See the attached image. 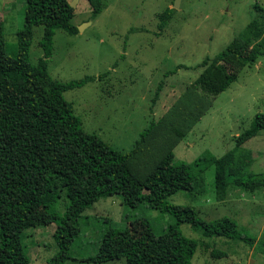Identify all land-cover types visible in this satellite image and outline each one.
<instances>
[{"label":"rangeland","instance_id":"rangeland-1","mask_svg":"<svg viewBox=\"0 0 264 264\" xmlns=\"http://www.w3.org/2000/svg\"><path fill=\"white\" fill-rule=\"evenodd\" d=\"M68 1H76L72 21L82 30L76 35L55 32L49 73L62 82L107 73L101 80L65 92L64 98L73 103L87 132L119 151L129 152L152 124L139 154L130 161L140 179L169 150L176 162L191 163L207 151L224 156L255 117L264 115V56L240 69L225 63L237 79L219 95L207 94L195 85L203 70L198 66L207 57H215L233 40L241 39L253 19L264 20V0H181L177 9L175 0H107L108 7L95 19H90L88 0ZM167 9L173 10L172 19L159 31V14ZM24 23L25 0H0V29L9 52H17ZM43 31L42 26L33 28L29 52L33 64L43 55L39 46ZM179 66L183 67L176 70ZM170 71L175 72L166 75ZM242 149L253 160L245 175L264 173V130ZM205 178L204 194L180 191L168 201L194 207L206 222L234 219L254 242L206 237L203 228L183 224L182 233L199 241L192 263L264 264V187L248 191L231 186L224 200H219L214 166L207 169ZM55 183L60 186L59 181ZM68 204L61 191L54 205L58 217L65 215ZM141 219L150 221L158 234L171 221L168 214L146 205L128 208L121 196L100 197L81 213L80 232L65 264H96L89 259L96 256L106 230L124 229ZM57 227L52 223L21 233L30 264H48L59 252L54 239ZM100 264H126V260Z\"/></svg>","mask_w":264,"mask_h":264},{"label":"trees","instance_id":"trees-1","mask_svg":"<svg viewBox=\"0 0 264 264\" xmlns=\"http://www.w3.org/2000/svg\"><path fill=\"white\" fill-rule=\"evenodd\" d=\"M88 2L90 19L108 7L107 0ZM172 15V9L159 14V31H164ZM73 17L74 8L68 0H25V23L18 33L15 53L9 52L0 29V264H30L21 233L52 223L58 225L54 239L59 252L48 264H65L69 248L80 232L81 213L102 196H121L131 209L146 205L168 214L171 221L161 234L146 219L136 220L124 229L109 227L96 256L89 259L96 264L122 258L126 264H193L199 241L182 233L183 224L203 228L206 237L252 244L254 240L244 236L234 219L206 222L194 207L172 204L168 198L180 191L204 194L205 172L212 166L219 200H224L231 186L248 191L264 187V173L245 175L253 160L242 149L264 130V115L255 117L224 156L219 158L207 151L191 163L176 162L169 150L140 179L130 161L139 154L152 124L129 152L119 151L97 134L87 132L73 103L64 98L65 92L101 80L107 73L69 82L54 79L49 73L55 32L78 34ZM37 26L44 28L39 43L43 55L33 64L29 52L33 28ZM248 47L251 51L244 54ZM260 56H264V20L255 18L241 39L233 40L221 53L207 57L198 66L203 70L195 85L207 94L219 95L237 79L225 63L240 69L254 64ZM55 181H59L60 188ZM61 191L69 201L62 218L54 212Z\"/></svg>","mask_w":264,"mask_h":264},{"label":"water","instance_id":"water-1","mask_svg":"<svg viewBox=\"0 0 264 264\" xmlns=\"http://www.w3.org/2000/svg\"><path fill=\"white\" fill-rule=\"evenodd\" d=\"M180 3H181V0H175V2H174V8L177 9V8L180 6ZM70 6H71L72 8H75V7H76V1L71 2V3H70ZM78 30L81 31L82 28L80 27Z\"/></svg>","mask_w":264,"mask_h":264}]
</instances>
